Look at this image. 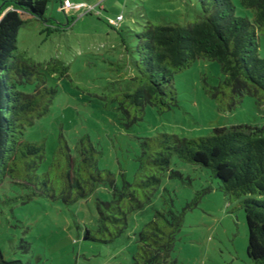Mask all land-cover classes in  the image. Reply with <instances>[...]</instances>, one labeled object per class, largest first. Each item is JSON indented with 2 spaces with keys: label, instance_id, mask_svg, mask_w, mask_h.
Returning a JSON list of instances; mask_svg holds the SVG:
<instances>
[{
  "label": "trees",
  "instance_id": "obj_1",
  "mask_svg": "<svg viewBox=\"0 0 264 264\" xmlns=\"http://www.w3.org/2000/svg\"><path fill=\"white\" fill-rule=\"evenodd\" d=\"M51 0H0V185L6 181L28 189L27 202L38 195L71 205L88 199L106 186L110 199L96 198V221L84 239L108 244L129 228V218L152 203L174 157L209 169L229 200L237 199L248 227V264H264V123L217 126L203 137L188 138L158 133L139 138L137 167L132 180L101 169L103 152L89 135L74 146L60 132L52 161L46 162V146L25 139L26 132L48 115L58 94L55 81L68 76L69 66L51 58L38 63L16 54L22 27L34 19L47 21ZM203 15L188 26L147 22L137 33L130 53L129 72L117 96L119 124L133 128L152 106L164 112L178 104L175 76L199 59L219 63L224 79L217 85L203 83L205 92L221 106L233 109L246 95L264 105V58L260 35H264V0H240L253 18L236 15L232 0H200ZM119 17V16H118ZM52 20V19H50ZM137 54L135 56L134 54ZM131 71V73H130ZM229 100V103L228 101ZM181 177L172 171L170 177ZM210 188L198 191L178 210L169 193L161 209L135 233L132 264H174L171 260L188 210L196 209ZM0 264H28L8 260L0 250Z\"/></svg>",
  "mask_w": 264,
  "mask_h": 264
},
{
  "label": "rangeland",
  "instance_id": "obj_2",
  "mask_svg": "<svg viewBox=\"0 0 264 264\" xmlns=\"http://www.w3.org/2000/svg\"><path fill=\"white\" fill-rule=\"evenodd\" d=\"M232 1L237 16L253 18V11L242 7L240 0ZM202 15L200 0H51L47 21L34 19L22 27L17 55L38 63L57 58L69 66L68 76L54 83L58 94L50 113L25 135L28 141L44 142L43 169L53 159L60 132L72 147L79 137L89 135L104 154L100 168L114 172L121 185V170L129 180L133 178L139 138L158 133L198 138L217 126L262 125L264 105L256 98L246 95L230 109L205 92L204 82L215 86L224 79L219 63L207 59L197 60L175 76L177 106L164 112L148 106L133 128L119 124L115 100L126 76L117 65H126L129 72L126 47L130 52L135 49L136 35L147 22L188 26ZM260 56L264 58V35H260ZM172 171L182 178L170 177ZM203 188L211 190L196 209L186 212L171 260L174 264H248L249 233L239 201L226 197L209 169L177 157L152 203L132 214L128 230L108 244L83 237L87 227L95 226L97 196L111 197L106 186H99L88 199L66 205L44 195L27 202L30 191L6 181L0 185V250L6 259L28 264H132L135 233L153 218L155 209L163 207L166 191L181 210Z\"/></svg>",
  "mask_w": 264,
  "mask_h": 264
},
{
  "label": "built area",
  "instance_id": "obj_3",
  "mask_svg": "<svg viewBox=\"0 0 264 264\" xmlns=\"http://www.w3.org/2000/svg\"><path fill=\"white\" fill-rule=\"evenodd\" d=\"M119 20H122V16H119V17H118V21H119Z\"/></svg>",
  "mask_w": 264,
  "mask_h": 264
}]
</instances>
